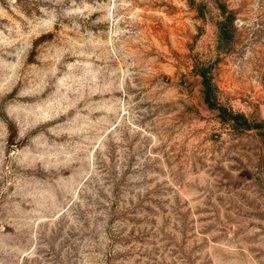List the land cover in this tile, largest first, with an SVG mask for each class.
<instances>
[{"label":"rangeland","instance_id":"1","mask_svg":"<svg viewBox=\"0 0 264 264\" xmlns=\"http://www.w3.org/2000/svg\"><path fill=\"white\" fill-rule=\"evenodd\" d=\"M0 264H264V0H0Z\"/></svg>","mask_w":264,"mask_h":264},{"label":"trees","instance_id":"2","mask_svg":"<svg viewBox=\"0 0 264 264\" xmlns=\"http://www.w3.org/2000/svg\"><path fill=\"white\" fill-rule=\"evenodd\" d=\"M198 75L201 76V98L206 108L215 113L222 123L234 128L240 127L242 123L243 127H250L243 115L234 113L221 101L219 88L213 78L208 75L207 70H200ZM259 126L260 124L256 125V127Z\"/></svg>","mask_w":264,"mask_h":264}]
</instances>
